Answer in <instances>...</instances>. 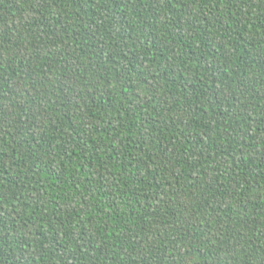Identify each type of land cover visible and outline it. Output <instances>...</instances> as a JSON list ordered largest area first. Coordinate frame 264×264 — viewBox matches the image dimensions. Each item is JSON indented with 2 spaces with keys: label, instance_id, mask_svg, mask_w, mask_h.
Masks as SVG:
<instances>
[{
  "label": "trees",
  "instance_id": "obj_1",
  "mask_svg": "<svg viewBox=\"0 0 264 264\" xmlns=\"http://www.w3.org/2000/svg\"><path fill=\"white\" fill-rule=\"evenodd\" d=\"M0 264H264V0H0Z\"/></svg>",
  "mask_w": 264,
  "mask_h": 264
}]
</instances>
